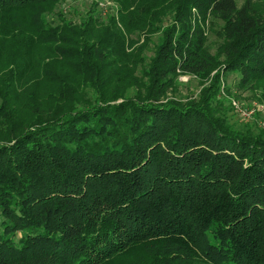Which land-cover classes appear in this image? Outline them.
I'll return each mask as SVG.
<instances>
[{
  "label": "trees",
  "instance_id": "obj_1",
  "mask_svg": "<svg viewBox=\"0 0 264 264\" xmlns=\"http://www.w3.org/2000/svg\"><path fill=\"white\" fill-rule=\"evenodd\" d=\"M50 1L0 0V64L40 40L74 73L45 61L55 106L22 119L9 98L20 73L0 69V264H264V131L237 129L219 98L231 74L264 95V4L136 0L123 22L160 33L147 67L90 19L51 24ZM206 20L222 24L215 52ZM179 72L210 83L169 97ZM75 76L93 102L78 104Z\"/></svg>",
  "mask_w": 264,
  "mask_h": 264
},
{
  "label": "rangeland",
  "instance_id": "obj_2",
  "mask_svg": "<svg viewBox=\"0 0 264 264\" xmlns=\"http://www.w3.org/2000/svg\"><path fill=\"white\" fill-rule=\"evenodd\" d=\"M136 0H52L45 6L49 22L54 26H62V17L71 21L73 25L81 26L88 19L91 20L92 26L104 34L109 40V45L117 47L123 44L120 50L125 55L122 58L124 61L140 60L143 57V65L149 66L155 49L160 41V33L150 34V30H134L123 22L129 12L137 10ZM246 0H237L239 5H242ZM253 3L264 4V0H252ZM126 5L130 6L129 8ZM20 17L24 25L30 28L31 33L38 34L34 27L33 17L30 16V11H22ZM135 19L143 20L144 17L134 16ZM144 21V20H143ZM221 23L218 20H206L204 30L208 39V45L213 52L222 44L220 28ZM36 31V32H35ZM37 41V42H36ZM121 41V42H119ZM51 46V45H50ZM49 45L40 40H35L29 47L25 48L23 56L16 58V66L10 61L5 64H0V69L13 67L20 73L19 81L9 93V98L16 107L20 110V118H28L35 116L31 112V104L36 103L41 105L40 109L45 107H54L57 94L56 84L53 83L45 74L46 65L44 62L52 61L59 70L68 71L72 74V68L68 62L63 60L57 54L49 50ZM143 51V52H142ZM119 59H115L117 66ZM120 67V66H119ZM217 71H213L211 77ZM177 81L170 91L169 97L178 98L182 101L195 99L199 96L202 89L209 85L210 81H201L196 75L178 73ZM140 78L147 81V77H142L141 73H137ZM75 78H77L75 76ZM2 80V79H1ZM239 76L231 74L222 77L219 98L228 102L229 111L226 112L227 118L237 129L243 132H251L258 134L264 131V95L262 90L257 89L252 91L248 88H238ZM75 84L78 87L77 98L78 104H88L93 102V94L90 87L83 83L80 78L76 79ZM229 90V91H228ZM131 95L134 89L130 91ZM176 96V97H175ZM2 98L0 97V105ZM231 108V109H230ZM48 110V109H46ZM44 111V110H43ZM45 112V111H44ZM5 119L2 108L0 106V134L5 131ZM141 253L136 250L130 252L124 261L140 260ZM123 259V258H122ZM132 261V262H133Z\"/></svg>",
  "mask_w": 264,
  "mask_h": 264
}]
</instances>
